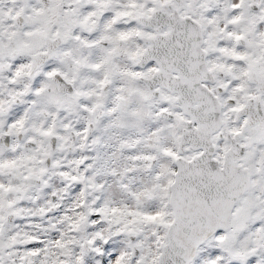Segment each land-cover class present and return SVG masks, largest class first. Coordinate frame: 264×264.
I'll use <instances>...</instances> for the list:
<instances>
[{"label": "snow or ice", "instance_id": "snow-or-ice-1", "mask_svg": "<svg viewBox=\"0 0 264 264\" xmlns=\"http://www.w3.org/2000/svg\"><path fill=\"white\" fill-rule=\"evenodd\" d=\"M0 264H264V0H0Z\"/></svg>", "mask_w": 264, "mask_h": 264}]
</instances>
